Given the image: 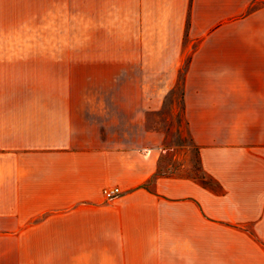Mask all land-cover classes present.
Masks as SVG:
<instances>
[{
    "label": "crops",
    "instance_id": "1",
    "mask_svg": "<svg viewBox=\"0 0 264 264\" xmlns=\"http://www.w3.org/2000/svg\"><path fill=\"white\" fill-rule=\"evenodd\" d=\"M94 20L133 52L132 107L71 89ZM180 70L207 186L162 166ZM0 242L20 264H264V0H0Z\"/></svg>",
    "mask_w": 264,
    "mask_h": 264
},
{
    "label": "rangeland",
    "instance_id": "2",
    "mask_svg": "<svg viewBox=\"0 0 264 264\" xmlns=\"http://www.w3.org/2000/svg\"><path fill=\"white\" fill-rule=\"evenodd\" d=\"M103 22L94 20L91 35H77L78 43L91 41L93 50L86 52L87 66H84V52L78 51L77 81L71 84V89L91 92L94 97H106L98 101H103L109 107H132V93L138 89L132 82L134 68L126 64L131 62L133 52L117 50L118 36L104 34V26H101ZM183 74L180 70L179 82L167 93L164 110L155 119L157 126L167 131L168 144L175 146L172 152L163 156L162 166L171 165L170 168L175 174L203 177L198 167L197 152L185 133L182 119ZM156 85L159 87L162 84ZM174 127H178L177 131L172 129ZM19 247L18 243L0 242V264H20Z\"/></svg>",
    "mask_w": 264,
    "mask_h": 264
},
{
    "label": "built area",
    "instance_id": "3",
    "mask_svg": "<svg viewBox=\"0 0 264 264\" xmlns=\"http://www.w3.org/2000/svg\"><path fill=\"white\" fill-rule=\"evenodd\" d=\"M120 189L119 188H106L103 191V195L106 200H114L120 195Z\"/></svg>",
    "mask_w": 264,
    "mask_h": 264
},
{
    "label": "trees",
    "instance_id": "4",
    "mask_svg": "<svg viewBox=\"0 0 264 264\" xmlns=\"http://www.w3.org/2000/svg\"><path fill=\"white\" fill-rule=\"evenodd\" d=\"M199 180L203 181V182H204V185H206V186L209 184V183H208V180H207V177H206L205 174H204L203 177H199Z\"/></svg>",
    "mask_w": 264,
    "mask_h": 264
}]
</instances>
